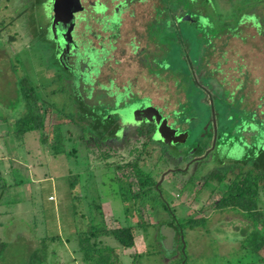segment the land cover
Returning <instances> with one entry per match:
<instances>
[{
  "label": "rangeland",
  "instance_id": "374dc122",
  "mask_svg": "<svg viewBox=\"0 0 264 264\" xmlns=\"http://www.w3.org/2000/svg\"><path fill=\"white\" fill-rule=\"evenodd\" d=\"M52 2L42 7L40 0H0V24L4 23L0 26V239L5 243L0 264L67 263L69 250L79 249L81 233L99 214L96 204H101L103 213L97 224L107 223L109 229L136 225L140 214L144 216L147 228L134 231L139 249L132 251L133 256L126 252L124 264H264L242 248L243 234L250 227L242 214L214 207L226 187L216 176L239 169L245 159L253 164L264 153V95L262 99L256 90V99L244 97L239 55L243 37L249 40V50L254 46L264 54V46L253 39L260 28L259 17L264 30V0H151L153 10L143 18L149 24V72L140 73L135 63L130 70L119 65L116 73L111 67L103 74L105 82L110 76L119 85L129 78L143 84L144 90H135L134 103L118 109L106 99L122 96L114 85L84 88L96 106L83 104L84 92L78 83H95L99 72L86 74L84 69L60 64L64 60L56 53L60 47L55 48L49 27ZM229 53L235 56L236 66H228ZM230 74H240L239 87L236 79L229 84ZM247 80L257 89L258 78L247 75ZM24 87L33 88L45 102L49 111L45 134L60 124L67 139L61 156L41 145L38 133L27 134L22 142L14 138V124L26 112L20 94ZM153 102L173 122L175 137L185 139L162 143L157 131L155 140L171 152L174 171L161 185L163 199L153 198L156 208L141 204L139 213L134 203L123 201L115 178L127 179L137 190L134 169L124 167L116 174V164L129 162L130 146L142 148L144 140L147 154L139 158V166L160 184L162 172L169 167L163 166L166 148L131 130L120 141L105 138L96 122L109 131L119 120L126 127L141 126L145 121L141 116L155 112L149 107L160 112ZM187 153L196 160L189 171ZM187 174L196 180L185 189L180 180ZM210 174L215 175L212 180ZM71 177L77 178L74 190ZM164 201H169L182 224L188 218L206 221L204 226L184 230L171 252L159 235L160 219L171 222L164 214Z\"/></svg>",
  "mask_w": 264,
  "mask_h": 264
},
{
  "label": "trees",
  "instance_id": "16d2710c",
  "mask_svg": "<svg viewBox=\"0 0 264 264\" xmlns=\"http://www.w3.org/2000/svg\"><path fill=\"white\" fill-rule=\"evenodd\" d=\"M40 2H42V0H40ZM23 14H25V12L21 15ZM0 26L4 27V23L1 22ZM1 29L2 28H0V31ZM20 94L25 99L26 112L22 117L17 119L14 124V138L22 142L27 134L38 133L41 145L51 149L52 155L61 156L65 153L63 150L66 146L67 139L66 136L62 134L60 124L55 126L56 128H53L51 134H45L46 120L49 113L48 109L44 107L45 102L39 99V97L35 95V90L30 87L22 88ZM96 123H98V128H100L99 131L102 134L101 136L105 135V138L113 137L108 136L109 128L106 130V127L99 124L100 122ZM111 131L112 129L109 132ZM149 133L150 134H147L148 139L152 141V129L149 130ZM69 154L72 156L74 152H70ZM133 155H135L134 159L132 158ZM105 156H107V158L110 157L107 153ZM129 156L130 160L125 165L116 164L115 172L117 174V172L124 167H131L134 169L138 184L137 190L134 188L132 182L127 183V179L123 180L117 176L115 178L120 184V195L123 201L125 203H134L135 212L139 211V213H141L139 206L141 204H148L150 207H154L155 201L153 202V198L159 197V192L161 193L162 191L160 188H156V179L150 174L145 173L142 167L139 166L140 157L132 151L129 152ZM259 157L258 160H254L253 164L249 163L251 159H245L239 169L226 170L224 173L220 172V174L216 176L220 184L226 182V187L221 191L222 197L219 201L214 203V207L217 210L231 209L242 214L244 220L250 224V227L247 228L243 234L242 248L246 250L247 253L259 257L258 261L264 263V256L261 255V251L264 249V153L260 152ZM231 175H233V177H231ZM70 176H72V173ZM214 176V174L211 175L209 179L212 180ZM76 177H71L70 188L73 190L77 186V183H75L77 181ZM95 206L99 214L103 216L101 204H96ZM162 208L166 211L170 210L169 206L164 203ZM175 219L178 221L179 225L177 226L174 220H172L169 225L179 231L194 229L206 224L205 220H196L194 218L185 219V224H182L177 218ZM93 221L94 220H92V222ZM145 225L144 216L142 214H140L139 221L136 225L119 224V227L110 229L101 223L90 225L86 233H81L84 236H82L80 241V252H82L84 260L88 263L121 264V259L116 254V250L107 246L100 239L111 237L115 239L123 249H131L135 246V228H140ZM159 235L161 242H163L164 236L162 235L161 229L159 230ZM180 235H183V233H180ZM4 247L5 243L0 239V258Z\"/></svg>",
  "mask_w": 264,
  "mask_h": 264
},
{
  "label": "flooded vegetation",
  "instance_id": "af4514ba",
  "mask_svg": "<svg viewBox=\"0 0 264 264\" xmlns=\"http://www.w3.org/2000/svg\"><path fill=\"white\" fill-rule=\"evenodd\" d=\"M107 1L110 2L112 5L114 4V11L112 13H109ZM148 1H149V3L151 2V0H118V1L94 0L92 2L88 1L87 2L88 4L86 3L87 5H85L83 0H81V8H82V11L80 14L81 19L78 22L79 23L78 29L80 28L79 29L80 33L78 32V29H75V31L73 32V41H74L75 45H77V50H75L73 52V49H72L71 53L66 55L64 64H62L63 62H61L60 64L62 66H67V65L71 66V67L76 66V67H78V70L84 69L86 71V74H91L94 71L99 72V75H98L99 79H98V81L96 80L95 83L93 82L90 85L86 84V83L84 84L81 81L78 83L79 86L82 85L81 90H82V92H84L83 97H85V98L83 99V104L87 103V105L89 107L91 106V107L95 108L96 105H95L93 99L88 98L89 96H87L85 91H84V88H86V87H89V88L92 87V89H94V87H93L94 85L95 86L96 85H102V86H109V85L113 86L114 85L117 88L119 94L122 96H119L117 94L114 96L111 95L110 97L106 98V99L110 100L111 105L115 109L123 108V107H126L127 104L134 103V96L136 93L133 92V89L135 86H137L138 82H135L132 78H129V80H125V82L123 84L119 85V84H117L116 79L112 78L110 76L108 78V81L105 82V81H103V74H104V72H106V70H109L112 67V64L110 62L114 59L113 53L118 47L115 45V42L111 41V38H114L116 36V34H115L116 30H120L122 28L123 23H124L123 16L129 15V17H132V14H134L133 8L139 3H145ZM47 2H48V0H43L41 3V6L44 7L43 5H46ZM52 5H53V2H52ZM52 5L50 4V6H52ZM158 5L160 6V4H158ZM100 6L105 7V13L102 15L96 12L97 7H100ZM156 8L159 9V7H156ZM92 21H96L97 24L99 25V28L101 29L100 35H98L97 33L94 34L92 31H91V33H88L87 29H88V27L90 28V26H91L90 22H92ZM195 21H197V19ZM51 22H53V14H52ZM258 24L260 27L259 30H258V28L255 29L258 33L257 35H261L264 37V30H262L263 27H262V21H260V17L258 19ZM252 25H253V23H252ZM51 26H52V23L49 25V27H51ZM106 30L108 32L112 33L111 37H110V35L109 36L103 35V34H106V32H107ZM127 30L129 32V35H132L133 31L130 28H127ZM142 30L144 32H140V31L136 30L134 36H131L129 38L128 42H126L125 46L127 47L128 50L122 49V51L119 53L120 56H122L123 58L125 56L126 59H120L118 57V61H116V62H118L117 66H119V65H121L123 67L126 66V67H129V69L128 68L127 69L130 70L131 68H133V65L136 63L138 65V67H136V68L138 71H140V73H143L144 70H146V73L149 72V66L147 65V63L149 61V55H150V50L148 49L150 44H149V42H147L148 38H149V35H148L149 34L148 33L149 24L147 22L146 23L142 22ZM101 32H102V34H101ZM122 38H123L122 36H119L118 39H122ZM94 39H96L97 44H95L93 42ZM53 44L55 45V48L57 49V42L55 41V42H53ZM146 51H147L146 56H148V58H146V56L144 55L146 53ZM56 53L58 56L60 55L62 57V50H58ZM144 68H146V69H144ZM75 70L76 69H74V71ZM117 70H118V68H117ZM156 77H157V75H156ZM74 79H75V77H74ZM83 80H84V77H83ZM71 84L74 85V83H71ZM138 88H140V87H138ZM126 91H128L127 97H124L123 95H124V93H126ZM129 92L131 94H129ZM90 102H92V103H90ZM152 105L157 107L160 110L163 117L167 119L168 115H166L164 113L163 108L155 105L154 102ZM97 119H99V118H97ZM141 119H145V118L141 117ZM167 120H168V124L172 127L171 124L173 122L170 121L171 119H167ZM119 121H117V126H115L111 132H109V134H114V136L111 137V140L120 141L124 137L126 130L133 131L132 134H137L138 137L140 136L139 138L146 136L148 139L147 134H150L149 130L152 129L151 134L153 136V140L150 142H154L155 144H157L155 137H156V134L158 131V127H157V124L155 123L154 120L152 122L148 123V120L145 119V121L141 124V126L137 127V125H134V128H131L129 126L126 127L121 123V121L120 122ZM120 125L122 128L120 127ZM120 131L121 132L124 131L122 136L118 135V133ZM107 141H109V140H107ZM148 141H149V139H148ZM161 142L163 143L162 140H161ZM146 143L147 142H145L143 140L141 143L142 148L140 146H136V147L130 146L131 148L129 150L134 152L137 156L142 157L143 154L145 153L144 150L146 147ZM158 146H160V145H158ZM160 147L166 148V146H163V145ZM216 147H217L216 144H213L212 148L215 149ZM163 150H164V158H165V159L163 158V160H164L163 166H169V167L164 169V171L162 172L163 178H162V182L160 184L158 183V180L156 179V181H157L156 188L157 189L161 188V185L166 180V177L168 176V174L173 173L172 171H174L172 168V161H171L172 160L171 159L172 154H171V152H169L167 150V148L163 149ZM137 151H139V152H137ZM138 153H139V155H138ZM177 153H180V152H177ZM187 155L189 157H191L190 161H189V166H188L189 167L188 171H189V169L191 168V164L194 163L196 160L194 157H192L194 155H192L191 153H187ZM159 169H162V168H159ZM175 171L183 172L182 170H177V168L175 169ZM145 173H147V172H145ZM148 174H150L152 176V173L149 172ZM160 175H159V177H160ZM210 176H211V174L208 177H210ZM194 180H196V179H194ZM194 180H192L191 176L189 174H187L186 177L184 176V178L180 180V182H182L184 184V188H185V186L189 187L191 184H193ZM188 182H192V183L186 185ZM187 188H185V189H187ZM159 196L163 199L160 192H159ZM164 204L168 205L170 208V210H168V211L164 210V214L168 218L170 217L171 221L174 220V223L178 226L179 223L175 218H177L178 220H179V218L176 215L174 208H172L169 201H166V202L164 201ZM151 208L155 209L156 207H151ZM156 215H158V212ZM163 216L164 215H162L161 217H163ZM169 224H170L169 222H167L166 224H165V222H163L160 225L159 230L163 226L170 227V228L173 227ZM142 228H147V224L145 226H143ZM175 231H176L175 242H177L180 239V237L182 236V235H180V233L182 234L184 232V230L179 231V230L175 229Z\"/></svg>",
  "mask_w": 264,
  "mask_h": 264
},
{
  "label": "crops",
  "instance_id": "0c3cea01",
  "mask_svg": "<svg viewBox=\"0 0 264 264\" xmlns=\"http://www.w3.org/2000/svg\"><path fill=\"white\" fill-rule=\"evenodd\" d=\"M88 1L92 2L94 0H83L85 5L88 4L87 3ZM107 5H108L109 13H112L114 11V4L112 5L110 2L107 1ZM151 10H153L152 7H151V2L149 3V1H148V2H145V3L137 4L133 8V13L134 14H132V17H129V15H124L123 16L124 23H123L122 28L120 30H116L115 31L116 36L114 38H111V41L115 42V45L118 47L113 53L114 54L113 55L114 59L110 62L112 64V68L115 71V73L117 72V67L116 66H117L118 62H116V61H118V54L122 51V49L128 50L127 47L125 46V44H126V42H128V40H129V38L131 36H134L136 30L140 31V32H144L142 30L143 18H145L147 16V13H149V11H151ZM158 11L156 10L154 12L157 13ZM90 23H91L90 24L91 26H90V28L88 27V29H87L88 33H91V31H92L94 34L97 33L98 35H100V30L101 29L99 28V25L97 24V22L96 21H92ZM127 28H130L133 31L132 35H129V32H128ZM79 29H78V32L80 33ZM101 34H102V32H101ZM103 35H105V36L106 35H108V36L110 35V37H111L112 33L107 31L106 34H103ZM119 36H122L123 38L122 39H118ZM243 39H244L243 40V52H241L239 54L241 56V58L243 59V61H242L243 63H241V64H243V73H241V76L243 75V80H242V82H243V94L246 93L247 96H244V97L247 98V99H251V98L255 97L254 96V92L256 90H259V94H260L259 96L262 98L263 95H264V54H263V52L256 51V47H254V46L251 47V49L249 50V48L247 46V43L249 42V40L246 37H243ZM253 39H255V41H260V43L264 46V41H262V40H264L263 36L255 35V36H253ZM93 42L95 44H97L96 39H94ZM147 42H149V44H150L149 38H148ZM234 57L235 56L231 57L230 53H229V57L228 58L231 61V64L229 63L228 66H230V65L236 66V65H234V60H233ZM247 75L250 76V77L258 78L257 81L259 82V86L257 87V89H252L251 88L252 84L250 82H247L248 81L247 80ZM239 78H240V74H237V75L234 74L233 76H231V74H230L228 82H229V84H231V83L235 84V81L238 80V81H236V83H238L237 85L239 87V85H240L239 84V80H240ZM234 79H236V80H234ZM138 87H140V88H138ZM135 90H144L143 84L138 82L137 86L134 87L133 92H135ZM259 96L256 95V97H259ZM256 97H255V99H256ZM1 137H2V135H1ZM184 139H185V137H184ZM51 198H53V197H50V199ZM93 216L94 217H93L92 220H94V221L92 222V220H91V222L89 224V227H90V225H95L97 223V221L101 222L100 219H101L102 215H99V214L96 213ZM111 216L114 219L112 214H111ZM159 222H160V225H161L164 221L162 219H160ZM117 224H118V222H117ZM105 226L107 227L109 225L106 223ZM81 238L78 241L79 245H80ZM100 240L102 242H104L107 246H109V247H111V248L116 250V254L121 259V264H124L123 257L127 256V255L133 256L132 255L133 254L132 251L133 250L135 251V248H137L136 241H135L136 244H135V246L133 248H131V249H123L122 247L119 246L117 241L114 240L111 237H104V238H101ZM137 249H139V248H137ZM63 252H64V249H63ZM126 252H127V255H126ZM136 252H137V250H136ZM52 253L57 254V251L56 252H52ZM158 254L161 255V252L158 253ZM61 255H63V253H61ZM135 255L136 254H134V256ZM174 256H175V254H173V257ZM134 259H136V258L134 257ZM60 263L61 264H92V263H88V262H86L84 260L83 254H82V252H80V246H79V249H78V247H76L75 249L69 250V258H68L67 263L66 262L64 263L63 261L60 262ZM60 263H58V264H60Z\"/></svg>",
  "mask_w": 264,
  "mask_h": 264
},
{
  "label": "water",
  "instance_id": "95a60500",
  "mask_svg": "<svg viewBox=\"0 0 264 264\" xmlns=\"http://www.w3.org/2000/svg\"><path fill=\"white\" fill-rule=\"evenodd\" d=\"M118 1V0H112ZM53 10V22H52V32L57 45L62 50V58L65 62V57L71 53L75 45L73 41V32L78 29L79 20L81 19V0H53L52 5ZM96 12L99 14L105 13V7H97ZM149 109H154L153 115L147 116L145 113L143 116L149 122L155 121L158 127L159 138L167 144L177 143L182 141L184 137H175L176 130L173 129L169 124L168 120L164 118L159 111L154 107H149ZM162 235L164 236L163 245L165 248L171 252L175 247L176 231L173 228L163 226L161 228Z\"/></svg>",
  "mask_w": 264,
  "mask_h": 264
},
{
  "label": "built area",
  "instance_id": "2783aa9c",
  "mask_svg": "<svg viewBox=\"0 0 264 264\" xmlns=\"http://www.w3.org/2000/svg\"><path fill=\"white\" fill-rule=\"evenodd\" d=\"M51 199H53V198H51Z\"/></svg>",
  "mask_w": 264,
  "mask_h": 264
}]
</instances>
